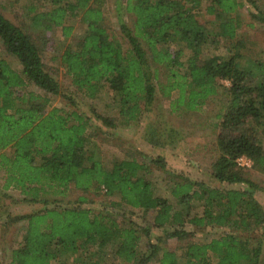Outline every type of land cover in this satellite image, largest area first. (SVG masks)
<instances>
[{
  "label": "trees",
  "instance_id": "16d2710c",
  "mask_svg": "<svg viewBox=\"0 0 264 264\" xmlns=\"http://www.w3.org/2000/svg\"><path fill=\"white\" fill-rule=\"evenodd\" d=\"M46 1L50 8L34 14V23L45 21L47 29L61 27L63 36L73 30L65 24L67 18L77 17L85 25L82 40L67 46L60 62L83 96L96 98L104 88L112 93L118 107L116 122L96 115L108 126L139 122L156 93L172 97L169 107L184 113L201 110L223 89L226 101L218 114V155L211 164L212 175L220 184L248 187H211L167 170L165 159L156 156L151 158L153 167L171 179L169 196H164L148 177L151 165L129 157L104 166L88 146L90 118L50 104L49 95H61L71 104L73 100L46 69L37 44L0 8V42L20 64L15 70L0 56V192L10 197L8 192L16 189L22 201L43 204L42 209L25 214L6 211L5 225L24 222L21 241L10 250L8 264H151L156 256V264H181V258L196 264H258L264 233L250 234L264 225V209L254 197L260 187L243 176L237 159L245 157L250 167L264 170V62L245 65L244 55L231 50L224 57H201L202 45L210 39L237 43L243 2L126 0L124 11L132 16V24L119 19L129 46L125 51L121 41L109 36L98 0ZM202 7L218 20L215 33L198 21ZM219 80H228L229 86L223 87ZM29 85L41 92L26 91ZM175 132L170 129V142ZM159 134L155 124L147 122L143 138L149 145L164 144ZM71 188L117 194L119 208L154 212L151 227L170 229L167 238L184 237L185 224L232 231L206 243H187L182 256L151 242L142 250L141 235L149 234L148 227L134 222L122 225L107 213L63 204ZM87 201L82 195L77 199ZM193 208L198 210L192 212Z\"/></svg>",
  "mask_w": 264,
  "mask_h": 264
},
{
  "label": "rangeland",
  "instance_id": "374dc122",
  "mask_svg": "<svg viewBox=\"0 0 264 264\" xmlns=\"http://www.w3.org/2000/svg\"><path fill=\"white\" fill-rule=\"evenodd\" d=\"M243 5L238 10L241 17V27L238 29L237 43L220 39L218 42L208 40L202 45L201 57L206 59L211 56L221 55L224 57L229 50L231 52H240L244 55L243 64H252L256 60L264 62V25L260 19H264V0H254L247 2L240 0ZM126 0H98L96 6L100 7L104 13L103 24L109 36L121 41L123 50H127L128 41L124 38L120 30V20H124L126 25L131 26L132 16L124 11ZM208 3V0L204 4ZM34 7L35 11L31 12L30 8ZM0 8L4 16L20 26L29 36L31 41L35 42L40 48V55L46 69L62 86L63 93L71 97L73 104L61 95H49L52 106L63 107L64 109H75L90 118L87 133L89 134L88 146L95 153V157L100 160L104 166L110 167L114 159L135 158L138 161L145 162L152 166V173L148 176L154 182L157 192L164 196H169L167 191L168 182H171L167 173L153 167L151 158L162 156L166 161L167 170L174 173H182L193 180H201L211 187H220L227 184H220L212 175L211 164L218 155L216 148V136L219 132L218 123L224 110L226 98L223 95V89L219 94L207 99L205 105L199 111H185L181 113L172 111L169 107L171 98L162 97L156 93L153 103L148 107L137 123H131L126 126H108L103 123L96 115L114 119L118 107L116 106L112 93L104 88L96 98L83 96L76 90L72 84L70 76L65 72V68L60 62V55L67 46H76L84 36L85 25H82L78 18H67L66 25H72L73 30L69 36H63L61 27L51 25L45 27V21L34 23L33 15L42 13L50 8L46 0H0ZM198 21L206 29L215 33L218 20L214 15H209L202 9L197 15ZM45 24V25H44ZM0 56L8 61L12 68L20 70V64L16 58L8 53L0 42ZM223 87L229 86L228 80H219ZM26 91L35 93L41 92L37 87L29 85ZM147 122L155 124L160 137L165 139L161 146L152 147L143 138V132ZM170 129L176 132L173 142L168 139ZM242 169L244 177L253 180L258 184L260 189L254 190V197L264 209V170H258L251 166L247 158H243L238 164ZM155 166V165H154ZM1 183V180H0ZM228 187L241 188L248 187L244 184H233ZM9 191V190H8ZM11 196L6 197L0 192V264L9 263L10 250L16 247L21 241L24 232V222L12 223L5 225L6 211L11 215L25 214L35 210L42 209L43 204H33L22 201V195L18 190H10ZM66 197L63 198V204H75L91 209L93 213H107L126 225L134 222L141 227H148L149 234L141 235L139 247L144 250L148 242L161 244L169 250H174L179 256H182L183 247L187 243H206L213 238L219 237L225 231H232L226 227L208 225L203 228H195L189 224L184 225L187 234L180 239L176 237L167 238L166 232L170 229L151 227L154 212L143 213L139 209L119 208V197L117 194L111 196L104 192L95 193L90 191L83 193L78 189L71 188ZM85 196L87 202L78 203L79 196ZM198 210L193 208L192 212ZM234 232V231H233ZM264 233V225L255 230L251 236H257ZM240 237L244 234L237 231ZM253 242V239H251ZM157 257V256H156ZM156 257L151 264H156ZM212 261L216 260L215 256H209ZM111 259L109 262L111 263ZM181 258V264L191 263ZM128 264V263H115ZM258 264H264V247L261 259Z\"/></svg>",
  "mask_w": 264,
  "mask_h": 264
},
{
  "label": "built area",
  "instance_id": "2783aa9c",
  "mask_svg": "<svg viewBox=\"0 0 264 264\" xmlns=\"http://www.w3.org/2000/svg\"><path fill=\"white\" fill-rule=\"evenodd\" d=\"M243 158H245V157H239V158L237 159L238 164L241 163V161L243 160Z\"/></svg>",
  "mask_w": 264,
  "mask_h": 264
}]
</instances>
